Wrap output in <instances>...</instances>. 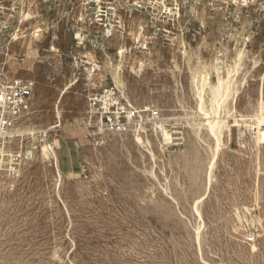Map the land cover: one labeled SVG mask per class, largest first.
<instances>
[{"label": "rangeland", "instance_id": "374dc122", "mask_svg": "<svg viewBox=\"0 0 264 264\" xmlns=\"http://www.w3.org/2000/svg\"><path fill=\"white\" fill-rule=\"evenodd\" d=\"M24 1L0 0L7 13L17 7L15 20L0 24V64L36 84L20 126L48 127L60 105L63 128L47 141L59 139L69 153L58 151L57 163L43 153L42 132L19 138L34 154L20 178H0V264H264V146L253 151L254 135L241 147L263 104L264 0ZM30 6L36 17L22 21ZM240 14L246 29L237 44ZM37 20L44 26L26 64ZM144 41L158 54L140 71L132 59L146 60ZM119 44L123 92L103 62L118 64ZM236 45L246 49L245 86L210 174L206 129L201 140L192 128L207 120L193 72L216 56L230 61ZM87 54L101 66L92 75ZM106 87L135 108L158 109L172 133L168 146L148 115L130 131L99 133L90 97ZM139 129H148L149 148L135 139Z\"/></svg>", "mask_w": 264, "mask_h": 264}, {"label": "bare ground", "instance_id": "6f19581e", "mask_svg": "<svg viewBox=\"0 0 264 264\" xmlns=\"http://www.w3.org/2000/svg\"><path fill=\"white\" fill-rule=\"evenodd\" d=\"M14 1L16 3H20L22 5L25 4L24 0H14ZM181 1H182V3H185V0H181ZM246 5H248V4H246ZM12 11H13V13H7L6 7L4 5L3 6L0 5V14L1 13L4 14V20L0 17V24L2 26H6L8 21L10 22V21L15 20V17H16L15 11H17L16 5H14V7L12 8ZM20 12H22V14H23V20L22 21L30 20L33 17H36V15H34V11L31 9V6H30L28 11L22 10ZM241 15L242 14H240L239 17H237L238 28L236 29V36H233L234 40L236 41L237 44H239L240 41H242V35H243L242 33L246 29V26L243 25V23L240 20ZM43 24H44V22L42 20H37V22L35 24H33L34 32H33V35L30 37L29 41L27 42L28 56H27L26 64H28L29 60L31 59V55L33 54V50H34L32 47L33 38H37L41 35L42 29L44 26ZM20 30H21L20 26H17L16 31L14 32L15 35H14L13 39H18V34H19ZM213 33H214V31L212 29L211 32H209V34H213ZM249 38H250V36H249ZM244 43L245 42H243V44ZM142 49H145L148 51L146 60H144V58L142 56H139V55H136L132 59V65L135 67H139L140 71L143 69V67L146 66V64H147L146 61L149 62L150 65H153L156 61V56L158 54V50L156 49V47L150 45L146 41L143 42ZM52 50H55V47L52 46ZM105 55L109 56L107 53H105ZM117 56L119 57V60L117 61L118 64H113L108 59V57H106V60H104L103 62L105 64L106 70L112 72L113 81L116 84V87L121 92H123L124 88H125V82L123 79L122 70L120 68H123V66H124L123 63L125 62L126 57H127L126 48L124 47V45H122V44L118 45ZM184 56H185V54H184ZM87 57L89 59V63L90 62L92 63V69L89 68L90 75H92V71H96L97 68L101 69V66L99 64H97L98 62L96 63L93 60V57L90 54H87ZM253 61H254L253 66L255 68L259 64H261V62L263 60L258 59V60H253ZM225 63H226V69H224V66H223ZM245 66H246V49H245V47L242 48V47H238V45H236V51L233 53L230 61H228V60L222 61L221 58L216 56V62H214L211 65H204V69H201L198 72H193V74H194L193 80H194L195 88H196L197 94L200 97V100H198L199 101L198 102V107H199L198 111L200 113H202L203 115H205L206 116L205 118L207 120L206 121L205 120L196 121L194 123L195 126H192V128H193V132L196 134L197 137L199 136L201 138V140H202V136H201L200 132L204 127L206 129V136H207L206 138H208L210 140L208 145H209V149L212 152V159L210 161V166H209L210 167V170H209L210 174L212 172V167L215 163V154L218 153L219 149H221L220 147L224 144L225 134H227V135L230 134V131H231L230 130V128H231L230 124L231 123H230L229 119L237 118V116H236V112H237L236 102H237V99L241 93L242 87L245 86L244 85L245 84L244 83L245 77L242 79H239V77L244 72ZM215 69L217 72V80H216V82H213L211 80V77L213 75V73H211V71L213 70L215 73ZM220 69H223V70L220 71ZM249 72L250 71H245L244 76L246 74H248ZM101 76H103V74H101ZM260 81L263 83V86H264V78L262 76L260 77ZM35 87H36V84H35ZM35 87H34V91H35ZM34 91H33V94H34ZM65 92L66 91H63V94ZM261 99H262L263 104H262V106L256 107L257 108L256 113L253 117H251L253 119V120H251V122H253V124H249V125H255L257 127V130H255V132L253 134V135H255L253 137V142H254L253 151H255L256 154H258L261 147L264 146V129L261 127V125L264 124V94H263V92H262ZM33 105H34V102L32 103L31 108L29 106V110L30 109L32 110ZM144 107L146 108L144 110H148L150 106L146 105ZM55 112H56V118L57 119L55 121L51 122L48 125V127H46V128L37 129L35 126L34 127H30L28 125L23 126V123H22L21 126H20V124L17 126V129H18L20 135H24L26 133L27 134L31 133V134L35 135L37 132H42V134L44 136V139L42 140L43 141L42 150H43L44 155L48 156V155L52 154L56 158L57 163H58V151H59V153H64V150H66V147L60 145L61 142L59 139H56L53 142L47 141V137H48L47 134L50 131H55L57 128H63L62 112H61L60 105H56ZM165 120L166 119L161 118L160 121H155L153 123V127L155 129L157 136H159V133H161L160 137H158L159 138L158 140L161 143H164L168 146V144L172 141V133L169 130V128L166 127ZM234 121L238 122V120H234ZM146 123L147 122H145V124ZM87 125H89V123L86 124V126ZM65 128L67 130H70V131L72 130L73 132H75V131L77 132V130L71 128L70 126H66ZM140 130L141 129H139L137 132H135V134H134L135 139L137 140V142L139 144H144L145 147L147 146L149 148V146L152 144V142L149 139V135L147 132L148 129H144L142 131H140ZM104 131H105V129H103V127L100 126V128L98 129V132L103 133ZM144 132H146V134H144ZM33 135H31V136H33ZM141 137L144 140V143L141 142L142 141ZM55 147H57V150L55 149ZM149 151L153 154L151 149H149ZM28 159H30V158H28ZM196 210L199 213V210L198 209H196Z\"/></svg>", "mask_w": 264, "mask_h": 264}, {"label": "built area", "instance_id": "2783aa9c", "mask_svg": "<svg viewBox=\"0 0 264 264\" xmlns=\"http://www.w3.org/2000/svg\"><path fill=\"white\" fill-rule=\"evenodd\" d=\"M34 87L33 79L10 75L0 64V178L10 181L20 178L28 158L34 154V150L23 146L24 140H19L22 135L17 130L31 105ZM90 101L100 126L113 132L130 131L139 126L147 115L153 120L160 119L158 109L134 108L123 101L114 89L107 87L101 93L92 95ZM261 127L264 129V124ZM255 130V125L244 126L242 148L248 146L247 139H252Z\"/></svg>", "mask_w": 264, "mask_h": 264}]
</instances>
